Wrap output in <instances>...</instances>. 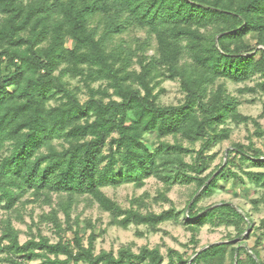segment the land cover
<instances>
[{"label": "trees", "instance_id": "trees-1", "mask_svg": "<svg viewBox=\"0 0 264 264\" xmlns=\"http://www.w3.org/2000/svg\"><path fill=\"white\" fill-rule=\"evenodd\" d=\"M98 14H104V25L92 28ZM129 27L147 31L156 42V56L141 57L140 71L128 70L136 50L120 45L108 52ZM145 48L146 42L139 45ZM161 70L180 82L182 104L158 103L152 81ZM256 76L264 96V0H0V208L12 212L30 194L33 203L52 207L39 219L60 236L52 242L30 227V239L21 243L12 220H2L0 264H227V258L230 264H264L256 248L231 242L188 258L172 249L165 257L160 246L96 254V235L85 246L79 219H73L87 199L122 229L146 226L154 232L167 222L181 224L194 247L207 225L234 227L241 236L251 221L247 214L228 203L199 211L198 203L228 175L245 184L234 169L247 163L263 169L243 172L264 188V148L253 142L233 145L227 164L205 175L214 160L208 153L231 137L228 122L251 123L264 140L259 119L240 114L239 101L222 86L213 89L220 80L240 84ZM67 78L81 79L86 102ZM98 82L104 86L93 88ZM149 135L175 142L149 147ZM184 143H199L200 149ZM150 178L163 184L158 198L165 201L173 187L195 186L188 216L187 209L174 207L142 213L140 199L133 201L136 208L124 209L103 191L126 183L143 188ZM68 231L72 241L62 237Z\"/></svg>", "mask_w": 264, "mask_h": 264}, {"label": "rangeland", "instance_id": "rangeland-1", "mask_svg": "<svg viewBox=\"0 0 264 264\" xmlns=\"http://www.w3.org/2000/svg\"><path fill=\"white\" fill-rule=\"evenodd\" d=\"M103 25L104 14L96 15L92 20L91 27L101 28ZM248 41L253 48H256V41L253 38H248ZM143 42H146L144 51L139 50V45ZM120 45L126 49L138 52L128 68L129 71H140L139 59L143 56H156L157 53L154 37L142 29L129 27L122 35L115 36L108 46V52H113ZM67 47H72L71 41L68 42ZM66 81L70 83L72 88L78 87L80 90L78 95L81 102L84 103L89 99L87 89L80 78H67ZM261 82L262 80L258 76L240 84L220 80L216 82L213 89L216 90L219 86L225 88L231 97L239 101V113L259 119L264 128V116L261 117L264 111V96L257 88V85ZM102 86L104 85L100 82L92 84V87L95 89ZM152 86L154 87L155 94H159L158 103L161 106H177L185 101V94L181 90L180 82L169 80L162 70L159 72V76L154 77ZM249 89H254L255 92ZM226 127L231 129V137L229 140L214 147L208 153L210 156L214 155V160L211 162L205 175L212 172H216L217 174L227 164L228 154L234 150L233 145L235 144L249 145L250 142H253L257 148H264V140L255 136L253 124L235 125L228 122ZM161 141L175 142L172 137L162 139ZM161 141L155 135H149L146 138V144L149 147L158 145ZM56 145L59 150L62 149L60 142H56ZM184 146L195 150L200 149L199 143L195 146L184 143ZM7 151H4V155H7ZM192 159L193 157L191 156L187 157V161L189 162ZM234 171L244 179L245 184L228 175L226 179L220 181L219 188L216 189L211 197H205L200 200L198 210L211 209L225 203L236 206L251 219L250 222L242 226L245 232L241 236H239V231L234 227L222 226L214 228L207 225L202 228L199 234L200 242L198 246L194 247L193 245H189L191 233L181 224L172 221L167 222L160 225L158 230L154 232L146 226L132 225L128 229H122L112 224V218L108 213L101 211L96 204L87 199L82 200L74 209L73 219H79V232L85 246L89 243L90 235L92 233L96 235V254H99L102 250L112 251L116 254L120 248L127 246L132 247L133 251L138 254L142 247L153 249L160 246L161 252L165 257H167L169 250L172 249L185 253V257L188 258L194 251L200 252L210 245L231 242L234 246L246 247L248 251L256 248L260 253V259L264 261V188L250 182L244 173H260L263 172V169H258L247 163L244 170L235 168ZM195 189V186H175L166 194L169 199L168 201L160 200L158 197L164 192V186L155 178H150L146 180L143 188H138L132 183H126L118 188H104L103 191L124 209L136 208L137 205L135 206L133 201L140 199L143 205L141 208L142 213L153 212L160 214L174 207L179 211L187 209L185 215L188 216V205ZM32 200L33 197L28 194L22 199L16 210L6 212L0 208V225L2 220L11 219L14 227L20 232L21 243H25L30 239V227H32V233L35 236L42 234L50 238L52 242H58L60 236L52 228V225L41 223L39 219L40 216L49 213L52 207L41 203V201L33 203ZM256 200L260 201L258 205L254 204ZM61 217L63 219L62 215ZM62 237L65 240L72 241L74 235L71 231H68L62 234ZM39 263L37 261L32 264ZM227 264H230V258H227Z\"/></svg>", "mask_w": 264, "mask_h": 264}, {"label": "water", "instance_id": "water-1", "mask_svg": "<svg viewBox=\"0 0 264 264\" xmlns=\"http://www.w3.org/2000/svg\"><path fill=\"white\" fill-rule=\"evenodd\" d=\"M234 207H236V206H234ZM212 208H215V207H212ZM212 208H211V209H212ZM211 246H213V245H210V246H208V247H205L203 250H205V249H207V248H210ZM203 250H202V251H203ZM200 252H201V251H200Z\"/></svg>", "mask_w": 264, "mask_h": 264}]
</instances>
